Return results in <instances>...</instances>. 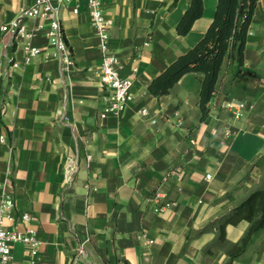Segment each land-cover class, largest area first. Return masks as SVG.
Instances as JSON below:
<instances>
[{
    "label": "crops",
    "instance_id": "0c3cea01",
    "mask_svg": "<svg viewBox=\"0 0 264 264\" xmlns=\"http://www.w3.org/2000/svg\"><path fill=\"white\" fill-rule=\"evenodd\" d=\"M33 1L0 0V24ZM101 1L109 46L121 73L134 78V98L118 115L101 116L110 90L87 0L60 7L69 69L45 33L33 39L41 53L26 61V39L6 49L0 30V62L12 55L19 63L8 76L0 71V193L15 199L4 225L33 229L39 239L35 252L12 243L8 264H264V227L242 243L252 222L229 223L224 234L219 226L264 186V0L245 63L237 73L238 62L226 61L205 119L201 72L161 96L148 85L204 37L219 0H203L187 34L177 25L190 0ZM241 101L248 106L235 118L226 105ZM77 154L80 170L66 184V159ZM157 191L164 195L155 198Z\"/></svg>",
    "mask_w": 264,
    "mask_h": 264
},
{
    "label": "built area",
    "instance_id": "2783aa9c",
    "mask_svg": "<svg viewBox=\"0 0 264 264\" xmlns=\"http://www.w3.org/2000/svg\"><path fill=\"white\" fill-rule=\"evenodd\" d=\"M71 1L73 0H34L33 3L23 8L12 20L0 24V30L5 38L3 42L4 48L14 47L20 37H24L26 42L23 45V50L26 54V61H29L42 51L39 46L33 43L34 37L40 33H45L50 43L56 48L55 54L60 60L62 69H69L74 64V57L65 37L60 18V7L61 4ZM87 6L99 36L102 56L101 80L110 90L101 116L118 115L126 109L134 98V78L121 73V61L109 46V29L102 8V1L87 0ZM75 11H78V9L75 8ZM17 67H19V63L12 55L7 58V64L0 62V71L4 76H8L10 71ZM247 106V101L227 104L235 118H241ZM143 112H146V110L144 109ZM225 128L226 136L232 137L235 133L234 129L230 125L225 126ZM80 167L81 160L78 154L67 157L64 170V181L66 184H71L76 179ZM206 177L210 179L212 174L207 173ZM163 195L161 191H157L155 198H160ZM14 205L15 199L11 193H0V264H8L13 259L12 243L21 242L29 245L33 252L36 251V247L39 244L37 233L33 229L21 230L15 225L9 227L4 225V220L11 215ZM170 205V202L165 203V206ZM20 218L23 221H29L31 215L23 213Z\"/></svg>",
    "mask_w": 264,
    "mask_h": 264
},
{
    "label": "trees",
    "instance_id": "16d2710c",
    "mask_svg": "<svg viewBox=\"0 0 264 264\" xmlns=\"http://www.w3.org/2000/svg\"><path fill=\"white\" fill-rule=\"evenodd\" d=\"M258 0H219L213 21L202 37L192 48L180 54L148 85L155 96L170 92L171 88L188 72L203 74L200 107L202 119L210 112L209 103L218 87V82L227 60L238 62L240 72L245 63V48ZM204 1L190 0V6L177 25L179 34H187L195 21L203 16ZM249 220L252 225L242 239L264 227V186L254 190L219 222L222 233L229 223L237 224Z\"/></svg>",
    "mask_w": 264,
    "mask_h": 264
},
{
    "label": "rangeland",
    "instance_id": "374dc122",
    "mask_svg": "<svg viewBox=\"0 0 264 264\" xmlns=\"http://www.w3.org/2000/svg\"><path fill=\"white\" fill-rule=\"evenodd\" d=\"M237 104V103H236ZM226 107H227V105H226ZM228 108V107H227ZM225 126H229V124H225ZM231 126V125H230ZM232 127V126H231ZM226 129V128H225ZM235 131V130H234ZM225 134V133H224ZM225 136H226V134H225ZM227 137V136H226ZM229 138V137H228Z\"/></svg>",
    "mask_w": 264,
    "mask_h": 264
}]
</instances>
